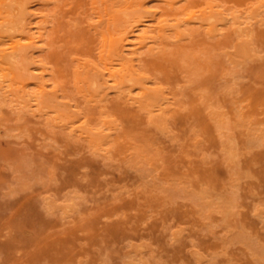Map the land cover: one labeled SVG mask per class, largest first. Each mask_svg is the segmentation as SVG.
<instances>
[{
  "label": "rangeland",
  "instance_id": "374dc122",
  "mask_svg": "<svg viewBox=\"0 0 264 264\" xmlns=\"http://www.w3.org/2000/svg\"><path fill=\"white\" fill-rule=\"evenodd\" d=\"M0 264H264V0H0Z\"/></svg>",
  "mask_w": 264,
  "mask_h": 264
},
{
  "label": "bare ground",
  "instance_id": "6f19581e",
  "mask_svg": "<svg viewBox=\"0 0 264 264\" xmlns=\"http://www.w3.org/2000/svg\"><path fill=\"white\" fill-rule=\"evenodd\" d=\"M160 9V8H159ZM125 15V14H124ZM214 19H212V21H213ZM109 22H111L110 24H112V18L110 17V19H109ZM129 27V26H128ZM241 30V29H240ZM107 37H105V39L107 40V42H106V48L108 49V51H109V53H111L112 54V49H115V48H117V46H118V44H117V42L113 39L112 40V30L111 29H108V31H107ZM125 36V35H124ZM244 48V47H243ZM245 49V48H244ZM247 52V51H246ZM246 54V53H245ZM193 58H194V56H193ZM108 60H110V57L108 58ZM20 62H21V65H19V66H17L18 67V70H17V72H11L12 73V75L14 76V77H16L17 75H21L22 73L21 72H23V70H25V68H24V66H25V63H24V60L23 59H21L20 60ZM101 62H102V64H103V67H104V69H105V71L106 72H108L109 73V75H110V77H112V70H111V68H110V63L106 60V59H104L103 57H101ZM23 75V74H22ZM2 76L3 77H6V74L5 73H2ZM123 78V77H122ZM17 82H14V81H10V87H12L11 89H12V91L15 93V95L17 96V97H19V98H25L26 96H28L29 95V93L27 92V91H25L24 89H21V86H20V82L18 81V80H16ZM131 81V80H130ZM19 85H18V84ZM130 83V82H129ZM95 84V83H94ZM95 86V85H94ZM15 97V96H14ZM14 104V103H13ZM18 106V105H17ZM143 108V107H142ZM142 108H141V110H142ZM153 108H154V106H153ZM20 113V112H19ZM23 114V113H22ZM20 117V116H19ZM23 117V116H22ZM21 121V120H20ZM79 135L80 136H84V135H86V136H88V137H90V136H92L93 137V135H94V133H93V131L90 129V128H83V129H81V131H80V133H79Z\"/></svg>",
  "mask_w": 264,
  "mask_h": 264
}]
</instances>
